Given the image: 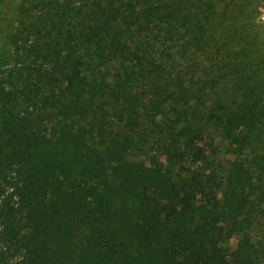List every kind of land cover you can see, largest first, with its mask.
I'll list each match as a JSON object with an SVG mask.
<instances>
[{
  "label": "trees",
  "instance_id": "obj_1",
  "mask_svg": "<svg viewBox=\"0 0 264 264\" xmlns=\"http://www.w3.org/2000/svg\"><path fill=\"white\" fill-rule=\"evenodd\" d=\"M4 6L0 264H264L254 1Z\"/></svg>",
  "mask_w": 264,
  "mask_h": 264
},
{
  "label": "rangeland",
  "instance_id": "obj_2",
  "mask_svg": "<svg viewBox=\"0 0 264 264\" xmlns=\"http://www.w3.org/2000/svg\"><path fill=\"white\" fill-rule=\"evenodd\" d=\"M34 0H5V9L14 18L13 25H17L18 21L22 17L29 15L28 7L32 6ZM254 1V7L256 10V23L259 24L264 31V0H252ZM24 4V5H23ZM22 7L24 8L22 11ZM23 15V16H22ZM10 27L9 22H5L0 19V72L6 71L8 67L13 66V54L12 48L9 45L7 39V33ZM259 29V28H258ZM27 60V57H25ZM20 109V107H19ZM223 156V155H221ZM253 241L254 244L259 248L258 256L264 261V211L257 214L255 226L253 229ZM239 242L238 236H233L230 240V244L233 247H237Z\"/></svg>",
  "mask_w": 264,
  "mask_h": 264
}]
</instances>
